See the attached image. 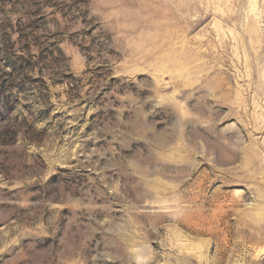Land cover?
Wrapping results in <instances>:
<instances>
[{
    "label": "rangeland",
    "instance_id": "obj_1",
    "mask_svg": "<svg viewBox=\"0 0 264 264\" xmlns=\"http://www.w3.org/2000/svg\"><path fill=\"white\" fill-rule=\"evenodd\" d=\"M0 264H264V0H0Z\"/></svg>",
    "mask_w": 264,
    "mask_h": 264
}]
</instances>
